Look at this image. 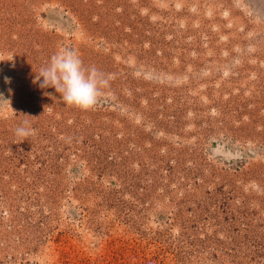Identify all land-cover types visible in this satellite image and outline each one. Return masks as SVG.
<instances>
[{"label":"rangeland","instance_id":"obj_1","mask_svg":"<svg viewBox=\"0 0 264 264\" xmlns=\"http://www.w3.org/2000/svg\"><path fill=\"white\" fill-rule=\"evenodd\" d=\"M0 94V264H264V0H0Z\"/></svg>","mask_w":264,"mask_h":264},{"label":"clouds","instance_id":"obj_2","mask_svg":"<svg viewBox=\"0 0 264 264\" xmlns=\"http://www.w3.org/2000/svg\"><path fill=\"white\" fill-rule=\"evenodd\" d=\"M5 80L7 82L8 78ZM33 83H38L42 89L54 88L65 105L89 110L97 104L102 89L108 85V78L96 67H86L75 49L61 48L40 68ZM6 102L8 100L0 94V108ZM34 132L28 121H23L15 129L18 138H26Z\"/></svg>","mask_w":264,"mask_h":264}]
</instances>
